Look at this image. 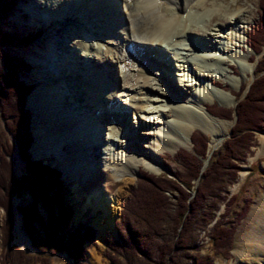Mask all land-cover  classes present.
<instances>
[{"label": "bare ground", "instance_id": "1", "mask_svg": "<svg viewBox=\"0 0 264 264\" xmlns=\"http://www.w3.org/2000/svg\"><path fill=\"white\" fill-rule=\"evenodd\" d=\"M31 1L32 5L39 6L50 15L45 24L46 33H53L59 38L53 44L46 40V44L42 43V50L54 53V47H58L64 54H59L60 59L54 55L40 56L42 66L36 73L39 81L45 82L40 87L42 96L52 100L56 110L68 114L72 109L79 116L83 112L91 124L97 128L103 125L108 131L107 136L102 135V131L97 133L94 126L89 127L92 132H87L84 129L86 125L81 124L77 128L80 121L72 124L63 118L52 117L47 120L50 128L45 130V134L50 132L49 142L54 143L53 149L46 153H58L68 146L69 155L60 164L83 173L81 188L89 193L86 204L94 212L96 209L103 213L100 218L103 226L98 228L101 238L103 229L111 227L117 217L119 203L126 192L119 189L114 195H109L107 188L119 182L128 187L139 166L152 173L160 172L162 165L158 167L153 162L155 158L162 160L165 156L163 145H172L174 140H180L176 129L191 131L199 125L200 119H215L205 109L207 99L215 95L210 89L217 90L215 81L224 85L229 81L225 78V69L220 71L216 65L231 67L230 56L234 58L236 55L229 45L242 48L246 38L240 34L246 32L248 23L241 9L228 14L221 7H215L202 14L197 13L194 9H205L206 0ZM129 1L131 6L127 4ZM244 3V0H236L234 4H229V9H237ZM94 21H98L99 25L96 26ZM211 22H216L213 31H210ZM64 33L69 36L71 49H75L67 51L74 62L68 60L63 49L66 45L62 40ZM90 33L98 36L93 38L88 35ZM222 38L227 39V43L220 41ZM192 51L200 54L190 55ZM95 59L104 66L111 63L124 83L117 80L109 82L106 76L111 74L95 73L91 66ZM44 62L55 67L48 68ZM142 62L146 64L144 68L140 66ZM104 69L110 70L106 66ZM72 72H77L79 78L70 77ZM61 75L64 76L62 81L58 79ZM72 80L78 82L82 89L74 90L66 84ZM205 82H210V89ZM65 86L69 87V94L65 93V105H60L62 102L54 94H63ZM183 88H188L191 94L192 90L194 93L198 91L188 95ZM70 89L73 91L71 94ZM35 92L28 95L29 98H38ZM109 103L111 109L108 108ZM67 104L73 107L69 109ZM42 107L54 110V107ZM205 122L209 128V123ZM54 123L59 126L54 127ZM130 125L135 132L137 129L139 134H143L145 143L141 144L134 132L131 133ZM151 125L157 126L151 128ZM58 136L70 138L61 140ZM100 140L104 141L103 145H99ZM262 143L264 151V137ZM73 145L75 149H72ZM38 147L37 151L33 148L35 159L41 157V150L44 149ZM212 148L213 143L210 145ZM94 157L97 160L92 161ZM255 214L256 223L248 234L245 246L250 257L238 255L245 258L246 264H264V197L257 204ZM73 217L72 221L79 219V216Z\"/></svg>", "mask_w": 264, "mask_h": 264}, {"label": "trees", "instance_id": "2", "mask_svg": "<svg viewBox=\"0 0 264 264\" xmlns=\"http://www.w3.org/2000/svg\"><path fill=\"white\" fill-rule=\"evenodd\" d=\"M19 2L22 0H0V208L4 212L0 259L1 263L29 264L23 262L24 251L15 243L18 227L27 249L35 253V260H41L38 264L52 255H61L64 264H80L86 259L85 245L94 243V230L83 222L68 227L71 207L64 200L59 172L31 159L28 153L30 112L24 102L33 85L21 76L30 65L9 48L25 45L34 36H18L1 26ZM258 8L245 42L254 53L261 52L264 45V0H258ZM249 61H254V56ZM253 71L255 77L241 97L239 90L230 91L236 99L232 107L206 106L216 118L234 115L235 120L229 137L208 157L202 171L200 159L206 158L207 138L195 130L189 135L193 153L180 148L174 153L180 172L168 177L138 170L140 176L114 224L115 237L104 238L101 245V254L110 264H213L215 256L202 254L197 238V230L205 229L215 252L229 256L233 231L246 212L248 198L240 205L234 195L226 199L227 187L236 181L240 164L252 154L253 131L264 128V50ZM196 177L194 187L190 182ZM20 192L26 196L24 203L19 201ZM167 194L173 196L172 202ZM220 204L224 210L213 220Z\"/></svg>", "mask_w": 264, "mask_h": 264}, {"label": "rangeland", "instance_id": "3", "mask_svg": "<svg viewBox=\"0 0 264 264\" xmlns=\"http://www.w3.org/2000/svg\"><path fill=\"white\" fill-rule=\"evenodd\" d=\"M44 1L45 0H41ZM125 1V0H123ZM236 0H226L225 2L223 0H206V5L205 9L201 8V10L194 9L197 13L202 14L205 11L212 10L215 7H221L224 9L228 14L237 11L238 9H241V11L244 12L246 22L247 24V29L245 33H241L240 36L243 37L245 36L247 31L249 30L250 26L253 24V21L257 17V11L259 10L258 8V0H244V6L237 7V9H229V4H234ZM31 0H22V2H19L16 8L13 10L10 16H8L4 21L1 23L2 28L8 29L10 31H13L16 33L18 36H23L26 35L29 32L35 31L37 28H40L42 33L39 34V37L30 42L29 44L25 45H16L13 47H10V51L13 52L16 56L24 59L29 65H30V70L22 77L26 82L30 83L33 85L32 90L30 91V94L28 93L25 102H24V107L30 112V122L28 124L29 131L31 133V138L32 142L28 148V153L30 158H34L32 155L34 150L33 148H36L35 151H37V146L41 148L44 147V149L41 150L42 154L41 157L38 158L39 160H42L46 162L47 164L52 165L53 167L57 168L59 171V177L63 183V195H64V200L71 206L73 210V216H79V219H74L72 221V216L69 225L72 227L76 222L82 221L85 224H88L92 226L94 229H96V236L94 238V244H86L85 245V252H86V259L85 261L81 262L80 264H110L109 261L104 258L101 254V244L102 240L104 237H109L114 235V224L118 221L119 219V212L121 209V205L123 201L128 197L129 190L131 188L135 187L136 184V178H139L140 174L138 170H142L144 172H147L152 175H158V174H165L168 177H172L173 172H180V165L178 164L177 160L175 159L174 153L175 151L180 148L184 149L185 151L192 152L193 149L191 148V142L189 140V135L192 132V130L195 131H200L202 134L205 135L207 138V152H206V158H201V171L204 169V167L207 165V160L208 157L212 154V152H216L220 146L221 143L229 137L230 134V129L234 123L235 117L232 115V118L226 119V118H216L211 119L204 117L200 119L199 125L192 129L191 131H181L176 129V133L179 134L180 140L176 139L174 140V143L172 145H163L165 147V156L161 159L155 158V163L154 165L156 166H161V170L158 173H152L147 170H145L142 166H139V169L137 170L136 176L132 179L130 182V185L127 187L126 184L119 182L115 183L113 185H110L107 190L109 192V195H114L119 189L125 190V195L121 199V203H119V210L117 213V217L113 220V224L111 227H105L102 231V236L100 238L99 233H98V228L103 226L102 220L100 219L103 215L101 210H97L90 208L87 204V196L89 193L81 188L82 186V177L83 173L76 171L74 168H69L65 167L63 164H60L61 162L64 161L65 157L69 155V147L65 146L63 149L60 150L58 153H50L47 154L46 151H49V149H53L54 143L49 142L50 138V132L48 134H45V130L49 129L50 124L47 122L49 117L52 118H63L66 121L72 123V124H77V128L79 129L82 125L88 126L89 124V119L87 116H83L82 114L79 116L77 111H73L71 109L70 104H67L68 108L71 109V112L66 114L61 111H58L55 109V105L52 100H49V98L46 96H42V87L45 85V82L39 81V76H37L38 68L42 66L40 56L43 55H54L60 59V55L63 53L61 52V49L58 47H54V53H46L42 50V43L46 44V40H50V42L53 44V42L59 41V38L56 37L55 34H47L46 32L47 29L45 27V24L47 23L46 21L49 19L50 15L48 13H45L42 11V9L39 8V6H34L32 5ZM128 6H131V1L127 2ZM45 13V14H44ZM216 22H211V27L212 29L210 31H213V28L216 27ZM75 24V23H74ZM94 24L97 26L99 25L98 21H94ZM47 25V24H46ZM76 25V24H75ZM245 25V24H243ZM44 26V27H43ZM62 27V24H60ZM57 29H61L59 26H55ZM53 27V28H55ZM91 37H97V34L90 33L88 34ZM62 40L66 45L63 49H65V54L67 55V51L71 52V46L68 44L70 42L69 36L66 35L65 33L62 35ZM223 43H227V39H220ZM246 41L242 44V48L238 47H233V45H229V48H234V53L235 57L231 58L230 56V64L231 67H227L225 65L218 64L216 65L217 69L220 71H224L225 69V78H228V84L224 85L220 81H215L216 85L218 88L217 90L210 89V82H205L207 87H209L211 93H215V95L211 99H207V105L208 104H215L218 106H224V107H232L236 99L234 96L230 93V91H238L240 92V97L246 92L248 85L250 82L253 80L255 77L254 71H253V65L255 63V60H257L260 55L262 54L264 50V45L263 50L259 53H254L248 46L245 44ZM50 43V44H51ZM95 44V43H94ZM55 46V45H54ZM197 49H199L198 46H196ZM96 49V47H95ZM200 50V49H199ZM203 50V49H201ZM242 50V51H241ZM61 53V54H60ZM199 52H190L191 54H194L197 56ZM60 54V55H59ZM64 55V54H63ZM229 55V54H228ZM250 56H254V61L250 62ZM68 60L72 61L70 56L67 55ZM78 61L82 62L83 59H78ZM74 62V61H72ZM144 64V65H143ZM44 65L47 66L48 68H53L55 67L53 64H50L48 62H44ZM145 63H141V67H145ZM90 66V65H89ZM92 70L97 73L99 71H102L104 73L111 74L112 76H106L107 80L109 82H113L115 80L119 81L120 83H124V80L122 79L119 71H117L114 66L110 63L108 65H105L108 69H104V63L94 60L93 64H91ZM69 70V69H68ZM216 75V73H215ZM70 77H78L77 72H72L70 74ZM221 79V75L219 76ZM59 80H63L64 76L61 75L58 78ZM92 81L93 79H88ZM39 81V82H38ZM53 82V81H50ZM66 84H70L74 90L76 89H82V86L79 87V83L74 80L72 81H67ZM41 87V88H40ZM241 87V88H240ZM188 89V88H187ZM186 88H183L184 92L188 95H194L197 93V88H195L197 91L194 93V90H192V94L190 93V90L188 91ZM39 90V91H38ZM69 87H64V92L63 94L61 92H56L54 94V97L59 101L62 102L60 105H65L64 99H65V93L69 94L68 91ZM73 90V89H72ZM84 90V89H83ZM121 86L119 87V91H121ZM37 92V97L38 98H32L29 96L34 92ZM35 92V93H36ZM39 92H41V95L39 96ZM73 92V91H72ZM70 89V94L72 93ZM79 94V93H78ZM154 94L161 96L159 93ZM29 95V96H28ZM81 95V94H80ZM64 96V97H63ZM81 99V96H79ZM53 99V98H51ZM107 100L105 102L104 98V105L106 106ZM82 105H84L82 103ZM80 104V106H82ZM42 106H48V107H54V110L52 108H45L43 109ZM112 105L109 103L108 108L111 109ZM103 108V107H102ZM201 109H199L200 111ZM115 113L117 111L115 110ZM212 116V115H211ZM103 119L105 118L103 115H100ZM87 118V120H86ZM77 119V120H76ZM165 119V118H164ZM209 123V128H207L206 122ZM46 121V122H45ZM88 121V122H86ZM204 121V122H203ZM44 122V123H43ZM80 123V124H79ZM54 127H58L59 124L54 123ZM75 126V125H74ZM90 127H94L95 125L91 124L89 125ZM99 126V125H97ZM140 126V125H139ZM154 126L157 125H151V128H154ZM85 127V126H83ZM72 128V127H71ZM100 128V129H99ZM99 128H95L97 130V133L101 130L102 135L107 134V130H104L103 125H100ZM0 129H1V120H0ZM82 129V128H81ZM130 130L131 133L136 135L138 138V141L142 144L145 143V137L143 134H139V132H135V129H133L130 125ZM81 132V131H80ZM254 145L251 147L252 149V154L250 156H247L244 160L243 163L240 164V170L237 172L236 176V181L227 187V197H230L232 195L236 196L235 202H238L240 205L242 203L243 198H248V207L246 209V212L244 216L237 222L233 235H232V242H231V248L229 250V256L227 258H224L221 256V254H217L215 252L214 247H212L211 242H209L208 239V229L206 230H197V238L199 239L201 243L200 251L202 254L204 253H212L213 256H215V261L213 264H246L245 258H239L238 255H245L246 257H250L249 253L247 254V251L245 250V246L247 244V239H248V234L252 230V228L255 226L256 223V206L259 204L261 199L264 197V151L263 149V143H262V138L264 137V128L260 130H254ZM95 134V132H94ZM129 134V133H128ZM66 135V133H65ZM223 135H226L223 138ZM59 137V136H58ZM61 137V136H60ZM59 137V138H60ZM150 138L152 137L151 135L149 136ZM69 136L67 137H61L60 139H68ZM223 138V139H222ZM90 141V140H88ZM77 142V141H76ZM99 145H103L104 141L100 140ZM213 143V148L210 149V145ZM36 146V147H35ZM38 147V148H39ZM46 147V148H45ZM76 146L73 145L72 149H75ZM98 156V153H96ZM97 160L95 157L92 161ZM206 160V162H205ZM14 163H17V161H14ZM205 163V164H203ZM18 165V164H17ZM18 167V166H16ZM194 187L198 183V177L193 179L190 182ZM16 188V187H15ZM128 188V189H127ZM193 192L191 189L189 190L190 196L193 195ZM169 197V200L172 202L173 201V196L170 194H167ZM19 201L20 203H24L27 201L26 196L23 194V192H20L19 196ZM87 206L85 209L84 207ZM231 206V204L229 205ZM237 205L235 204L231 208L236 207ZM223 204H220L218 207L217 211L215 212L213 220L220 218V214L223 212ZM97 212V213H96ZM4 212L0 208V222L1 219L3 218ZM207 231V232H206ZM15 243L19 249H22L24 252L25 260L23 262L29 264H38L41 260H35V253L30 252L28 250V244L24 236L21 234L20 230L18 227L15 228ZM100 238V240L98 239ZM3 249H1L0 246V255ZM16 255V254H15ZM1 257V256H0ZM28 260V261H27ZM0 264H7V262L1 263L0 259ZM43 264H64V259L61 255H52L47 258V261Z\"/></svg>", "mask_w": 264, "mask_h": 264}, {"label": "water", "instance_id": "4", "mask_svg": "<svg viewBox=\"0 0 264 264\" xmlns=\"http://www.w3.org/2000/svg\"><path fill=\"white\" fill-rule=\"evenodd\" d=\"M205 162H206V160H205ZM203 164H205V163H203ZM15 187H16V181H15V182H14V184H13L12 193L14 192V190H15Z\"/></svg>", "mask_w": 264, "mask_h": 264}]
</instances>
